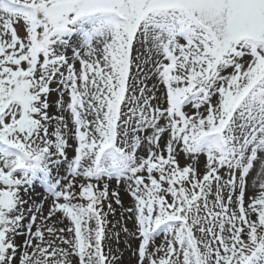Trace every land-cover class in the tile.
Returning a JSON list of instances; mask_svg holds the SVG:
<instances>
[{"label": "snow or ice", "instance_id": "6c2138e0", "mask_svg": "<svg viewBox=\"0 0 264 264\" xmlns=\"http://www.w3.org/2000/svg\"><path fill=\"white\" fill-rule=\"evenodd\" d=\"M113 202L136 264H264V0H0V264H118Z\"/></svg>", "mask_w": 264, "mask_h": 264}, {"label": "rangeland", "instance_id": "374dc122", "mask_svg": "<svg viewBox=\"0 0 264 264\" xmlns=\"http://www.w3.org/2000/svg\"><path fill=\"white\" fill-rule=\"evenodd\" d=\"M153 82L154 81L148 82L149 87H151ZM52 87L55 88V85H53ZM58 99H59V95L55 92L49 97L50 104L52 105L51 111L53 112V114L56 113L55 101ZM64 99H65V101H67L66 95H65ZM213 100L215 101V97L213 98ZM184 110L189 114H192L195 111L194 109H192L190 104L185 106ZM201 111H203V109H201ZM89 119H91V117H89ZM165 139H166V137H165ZM69 143L74 144L75 142L73 140L69 139ZM161 143L163 144L164 141L162 140ZM71 155H72V152H71V150H69V156L71 157ZM140 155H146V153L141 150ZM178 159L180 160L181 166H184L186 163H189V161L183 155L178 157ZM205 161H206V157L201 155L199 158V164H198V170L201 173L204 172ZM61 174L62 175L66 174L63 169H61ZM125 187L126 186L123 184L118 186L114 180L109 182V192H111L113 190L119 191L123 205L125 208H127V207L132 206V199L127 194V192L125 191ZM44 195L45 194L43 192V186L39 185L37 183L36 189L34 191H32L31 200L29 201V204L31 205L33 202L38 204L42 200ZM249 195H251V192L249 193ZM26 199H27V197H26ZM210 199H211V197H210ZM106 203L107 202H105V209H104L105 211L107 210L106 209ZM44 207L46 209L48 207V204H45ZM113 208H115V210H116L115 213L114 214L109 213L108 217H107V219L110 221V223L107 225V230H108V235L111 237V239L105 241V245H106V247L108 245H111L113 251L117 255H121V260L118 262V264H136V256L133 255V250L137 247L138 241L127 238L125 236V234L121 231V226H123V225H126L130 230H132L133 229V221L127 220V218H126L127 213L124 214L125 218L122 220L121 219L122 209L120 208V206L116 205L114 202H113ZM58 219H59V214H58ZM117 221H119L120 223L118 224ZM68 224H69V222L65 219V220H63V223H57L56 227L57 228L65 227ZM113 225H116V227L114 228ZM115 233L120 234L119 244H117V242H116ZM196 235L199 236V233H196ZM126 239L128 240V244L131 245V248H129L125 244ZM163 242H164V237L162 234L155 238L156 244H162Z\"/></svg>", "mask_w": 264, "mask_h": 264}]
</instances>
